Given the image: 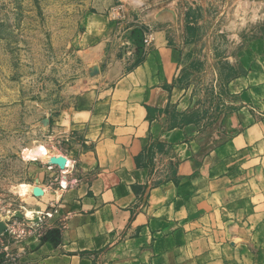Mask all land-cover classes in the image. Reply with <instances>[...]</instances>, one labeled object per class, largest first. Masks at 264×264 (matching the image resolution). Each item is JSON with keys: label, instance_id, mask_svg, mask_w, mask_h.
<instances>
[{"label": "crops", "instance_id": "obj_1", "mask_svg": "<svg viewBox=\"0 0 264 264\" xmlns=\"http://www.w3.org/2000/svg\"><path fill=\"white\" fill-rule=\"evenodd\" d=\"M260 60L224 86L232 108L213 123L194 114L162 35L132 69L81 91L63 128L76 171L30 206L53 205L51 239L25 240L13 264H264Z\"/></svg>", "mask_w": 264, "mask_h": 264}, {"label": "rangeland", "instance_id": "obj_2", "mask_svg": "<svg viewBox=\"0 0 264 264\" xmlns=\"http://www.w3.org/2000/svg\"><path fill=\"white\" fill-rule=\"evenodd\" d=\"M136 1L0 0V195L22 217L60 190L74 98L132 69L155 36L178 47L179 82L208 123L232 108L227 82L264 62V0Z\"/></svg>", "mask_w": 264, "mask_h": 264}, {"label": "built area", "instance_id": "obj_3", "mask_svg": "<svg viewBox=\"0 0 264 264\" xmlns=\"http://www.w3.org/2000/svg\"><path fill=\"white\" fill-rule=\"evenodd\" d=\"M144 42L149 44L151 38L146 36ZM67 168L64 167L61 170L64 179L59 181L60 190H65L70 184L67 180ZM62 181H65V184ZM10 206L11 202H6L5 198L0 195V218L4 224V230L0 233V260L8 255L12 244L17 246L15 247L17 250L24 251L26 248L22 243L25 240L33 239L35 242L50 240L53 231L51 222L55 213L53 205L50 204L43 210L31 211V216H25V218L16 216L22 210H13ZM6 238L13 243L11 245L6 244Z\"/></svg>", "mask_w": 264, "mask_h": 264}, {"label": "bare ground", "instance_id": "obj_4", "mask_svg": "<svg viewBox=\"0 0 264 264\" xmlns=\"http://www.w3.org/2000/svg\"><path fill=\"white\" fill-rule=\"evenodd\" d=\"M132 1V0H131ZM136 1V0H135ZM139 1V0H138ZM137 2V1H136ZM135 2V3H136ZM137 4V3H136ZM58 162H60L62 164V167H69L71 165V161L68 160L67 158L63 157L62 155L59 156V158L57 159ZM63 172H66V170H63Z\"/></svg>", "mask_w": 264, "mask_h": 264}, {"label": "water", "instance_id": "obj_5", "mask_svg": "<svg viewBox=\"0 0 264 264\" xmlns=\"http://www.w3.org/2000/svg\"><path fill=\"white\" fill-rule=\"evenodd\" d=\"M57 165H59L60 167H62V164L60 162H53ZM17 217H21V214L20 213H17L16 214ZM4 230V224L3 223H0V233Z\"/></svg>", "mask_w": 264, "mask_h": 264}]
</instances>
